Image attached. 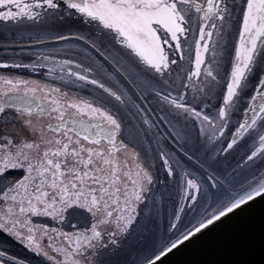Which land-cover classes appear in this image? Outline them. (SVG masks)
I'll use <instances>...</instances> for the list:
<instances>
[{"label": "snow or ice", "instance_id": "snow-or-ice-1", "mask_svg": "<svg viewBox=\"0 0 264 264\" xmlns=\"http://www.w3.org/2000/svg\"><path fill=\"white\" fill-rule=\"evenodd\" d=\"M0 37V264H104L167 205L157 264L264 197V0H0Z\"/></svg>", "mask_w": 264, "mask_h": 264}, {"label": "water", "instance_id": "water-1", "mask_svg": "<svg viewBox=\"0 0 264 264\" xmlns=\"http://www.w3.org/2000/svg\"><path fill=\"white\" fill-rule=\"evenodd\" d=\"M157 264H264V197L201 230Z\"/></svg>", "mask_w": 264, "mask_h": 264}, {"label": "flooded vegetation", "instance_id": "flooded-vegetation-1", "mask_svg": "<svg viewBox=\"0 0 264 264\" xmlns=\"http://www.w3.org/2000/svg\"><path fill=\"white\" fill-rule=\"evenodd\" d=\"M2 38V37H0ZM26 75H32V74H26ZM37 78V77H33ZM128 118H126L127 120ZM132 124H135V121L132 122ZM131 127V125H129ZM245 178H251L250 174L244 173L242 176V179ZM167 211L168 206L166 205V211H165V217L163 219L164 223L168 224V217H167ZM155 220H146L143 222V224L137 229L123 242L121 247L116 250L115 252H109L103 253L101 256V259L104 261V264H133V252L134 248L137 247L139 243L143 241V239L146 236L147 231L149 230L152 223H154ZM179 233H173L171 231L168 232V240L167 242H170L171 240L175 239L176 236ZM2 240V238H0ZM10 252L15 253L18 257L22 258L25 255H27L26 250L23 248V246L19 245L17 242H12L8 245ZM159 251H155V253H158ZM33 264H35V260L33 261Z\"/></svg>", "mask_w": 264, "mask_h": 264}, {"label": "rangeland", "instance_id": "rangeland-1", "mask_svg": "<svg viewBox=\"0 0 264 264\" xmlns=\"http://www.w3.org/2000/svg\"><path fill=\"white\" fill-rule=\"evenodd\" d=\"M169 231L168 224L164 221L162 223L157 221L152 223L143 241L134 248L133 264H136L141 257H154L157 254L155 251H161L166 243H170L167 242Z\"/></svg>", "mask_w": 264, "mask_h": 264}]
</instances>
